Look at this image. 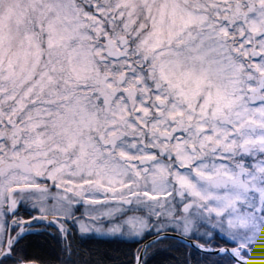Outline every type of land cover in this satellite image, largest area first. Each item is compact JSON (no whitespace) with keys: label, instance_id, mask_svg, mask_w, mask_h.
<instances>
[{"label":"rangeland","instance_id":"1","mask_svg":"<svg viewBox=\"0 0 264 264\" xmlns=\"http://www.w3.org/2000/svg\"><path fill=\"white\" fill-rule=\"evenodd\" d=\"M260 78L264 0H0V105L33 119L0 109V252L31 222L264 242Z\"/></svg>","mask_w":264,"mask_h":264},{"label":"trees","instance_id":"2","mask_svg":"<svg viewBox=\"0 0 264 264\" xmlns=\"http://www.w3.org/2000/svg\"><path fill=\"white\" fill-rule=\"evenodd\" d=\"M132 57L133 59L135 58L133 55ZM122 60L124 61V59ZM122 60H119L118 62L115 61L114 64H122ZM127 62L131 63L129 61ZM136 66H138L137 62ZM3 68L7 70L11 69L10 71L12 72L9 74L13 75V73H15L13 69H16V65H13V69L9 66L6 67V65ZM141 69L144 72L143 75L146 76L148 67L146 68L145 66L144 69L143 67ZM3 75H5V73H3L2 76ZM126 77L127 74L120 73L122 82L126 81ZM132 83L134 84V87L136 86L133 88L131 85L133 88L132 90H137L140 87L141 82H133L131 79L129 84ZM125 84H128V82ZM2 89L3 81L2 83L0 81V91L3 93ZM130 89L131 87H127L124 91L131 92L132 90ZM128 98L130 99L131 96L128 95ZM148 102H150V100H148ZM0 107L6 115L8 110L11 112L9 118L13 120V129L18 130L20 136L27 135V132L22 131L23 125L30 126V124L33 123V119L15 120L13 118L16 115L20 116V108H17L14 105L5 108L0 105ZM0 121L1 123L3 122L2 128L4 129V126L7 123V118ZM124 122L126 123L127 120H124ZM128 123L130 122L128 121ZM117 125L118 124H116V126ZM7 126H9V124H7ZM7 126L6 128H12V126ZM113 128H115V125L113 124H109L107 127V129ZM119 130L128 132L127 126L125 127L123 125L120 126ZM10 138L11 137L4 136L5 143H7L6 145L9 147L5 163L9 161L11 162L14 157L11 149L15 144L9 141ZM19 217L23 221L30 222V220H32L31 216L26 212L20 214ZM30 225L32 231L24 233L11 243L8 247L9 253L4 252L5 249L0 252V264H20L26 262H34L37 264H134V259L138 254L140 245L146 239L154 235L149 233L139 240H128L117 237L98 238L91 235L79 234L74 226L68 225L67 233L64 236H61L55 228L47 224H33V222H31ZM202 230L203 228L200 227L199 232ZM166 232L175 233V231L171 229ZM13 235L14 233L11 231L10 238H12ZM189 236V239L195 240L203 246L214 249L221 247H235V245L230 244L215 232L211 233L205 241L194 235ZM257 245L264 246V242L256 241L247 245L246 248H248L250 252H241V255L245 258H251L254 261L264 264V249L260 247L258 248ZM142 264H233V261L227 255L216 256L202 254L174 239L166 238L157 241L147 249L142 258Z\"/></svg>","mask_w":264,"mask_h":264},{"label":"water","instance_id":"3","mask_svg":"<svg viewBox=\"0 0 264 264\" xmlns=\"http://www.w3.org/2000/svg\"><path fill=\"white\" fill-rule=\"evenodd\" d=\"M109 50L112 48L113 46V42L112 41H108L107 43ZM107 56L112 58V59H119L123 57V54L121 53H117L114 51H109L107 53ZM262 86V81L260 82L259 88L258 90L261 88ZM174 239L182 244L187 245L188 247L196 250L199 253L202 254H206V255H227L229 256V258L233 261V264H262L260 262L254 261L251 258H245L241 255V252H246L249 253L250 250L244 246H235V247H221L218 249H214L211 247H206L203 246L202 244L198 243L195 240L186 238L184 236H181L180 234L177 233H172V232H162L159 234H155L151 237H149L148 239H146L139 248L138 254L136 255L135 259H134V264H142V258L145 254V252L147 251V249L154 243H156L157 241L161 240V239ZM9 239V233H7V237H6V243L8 242ZM20 264H37L34 262H26V263H20Z\"/></svg>","mask_w":264,"mask_h":264},{"label":"flooded vegetation","instance_id":"4","mask_svg":"<svg viewBox=\"0 0 264 264\" xmlns=\"http://www.w3.org/2000/svg\"><path fill=\"white\" fill-rule=\"evenodd\" d=\"M125 46H124V43H120V46H116V44L113 42V46H112V48L109 50H107L106 51V56H107V53L109 52V51H114V52H117V53H121V54H123V56L124 55H126L125 53ZM107 58H108V56H107ZM124 58V57H123ZM123 58H121V59H123ZM109 59H111L110 57H109ZM121 59H119V60H121ZM114 60H116V59H114ZM262 81V86H261V88L258 90V88H259V85H260V82ZM259 85L255 88V89H253L252 90V94H253V98H254V100L255 101H259V99L260 98H262V92H263V88H264V86H263V78H260L259 79Z\"/></svg>","mask_w":264,"mask_h":264}]
</instances>
